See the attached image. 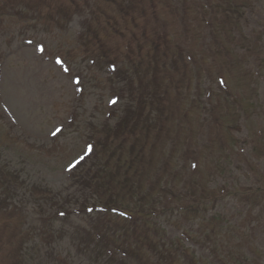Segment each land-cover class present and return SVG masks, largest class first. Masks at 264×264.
Segmentation results:
<instances>
[{
    "label": "rangeland",
    "instance_id": "rangeland-1",
    "mask_svg": "<svg viewBox=\"0 0 264 264\" xmlns=\"http://www.w3.org/2000/svg\"><path fill=\"white\" fill-rule=\"evenodd\" d=\"M0 137V264H120L80 212L91 162L200 264H264V0H0ZM40 224L55 244L16 229Z\"/></svg>",
    "mask_w": 264,
    "mask_h": 264
},
{
    "label": "trees",
    "instance_id": "trees-1",
    "mask_svg": "<svg viewBox=\"0 0 264 264\" xmlns=\"http://www.w3.org/2000/svg\"><path fill=\"white\" fill-rule=\"evenodd\" d=\"M244 112L243 114L250 118L251 114L248 115L249 111L247 110ZM113 134L114 136H118L119 132L113 131ZM11 141L15 143V139H11ZM8 144L9 142H6L3 137H0V145L7 146ZM124 144V142L120 144L118 151L122 150ZM113 145L114 143L111 142L103 144L101 147L103 150H106ZM98 146H96V149ZM256 149H258V146L255 145L253 154L255 157L259 158L261 153L260 151L257 152ZM106 153L112 154L111 150L108 149ZM131 154H134V151H132ZM91 163L92 165L87 169L88 177L85 181V187L89 193L86 191L87 197L86 200H83L80 212L86 213L92 211L99 215V222L96 221V225L92 226L94 233L99 234L102 243H105L110 248L112 251L111 253L113 255L115 254V258H118L117 261H119L120 264L122 262L123 264H200L202 262V259L199 261L196 260L195 253H192V256L189 254L188 249L184 245L188 240L185 235L179 238L175 245L164 241L165 235L162 234L161 227L157 226L155 223L156 221H153V216L157 215L156 201H158L161 196H158L155 201H151L154 196L153 193L145 195L146 197L143 195L139 196L135 191H139L140 189L131 186L122 197L133 202L125 204L121 197L118 199L116 196L117 189L112 185L115 177H113L108 164ZM4 165L3 168L6 169V162ZM8 174L10 176L5 177L3 179L4 181L12 182L18 180V174ZM118 189H120V187H118ZM122 191H125V188H122ZM27 192L28 191L25 190L23 194H27ZM29 194L33 196L30 190ZM257 195H262L258 196V198H261V205L264 206V184L252 190L250 196L254 197ZM10 196H14V193L5 188L1 180L0 202H9ZM149 201L152 205L149 204ZM4 208H1L0 211H3ZM0 221L3 224V228L8 227L13 222L4 215L0 216ZM39 221L42 223L43 218H39ZM16 229L20 230V235L25 238L27 242H30L28 240L30 237L33 240L36 238L34 240L35 248L47 241L48 238H50V245L55 244L53 239L49 235H46L45 231L41 229V224L36 229L33 227H28L26 230H23L21 227ZM17 235L18 232L12 237L14 238ZM211 235L213 234L206 235V243L210 247V254H214L220 252L221 248L215 244ZM27 255L28 254H25V256ZM215 256L219 258V255ZM146 258H148V261H146ZM237 264H241V261H237Z\"/></svg>",
    "mask_w": 264,
    "mask_h": 264
}]
</instances>
